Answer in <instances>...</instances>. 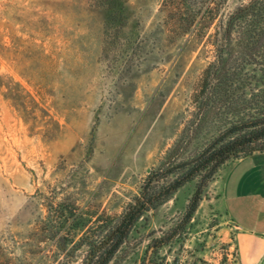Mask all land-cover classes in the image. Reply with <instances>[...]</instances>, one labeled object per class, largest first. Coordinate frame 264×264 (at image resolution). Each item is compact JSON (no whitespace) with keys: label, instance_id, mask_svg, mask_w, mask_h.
I'll return each instance as SVG.
<instances>
[{"label":"rangeland","instance_id":"1","mask_svg":"<svg viewBox=\"0 0 264 264\" xmlns=\"http://www.w3.org/2000/svg\"><path fill=\"white\" fill-rule=\"evenodd\" d=\"M163 3L118 0L114 18L92 0H0V264H82L144 190L164 200L108 264H240L220 191L248 153L207 179L189 221L202 175L167 193L231 123L264 115V63H242L235 95L209 100L214 30L177 34Z\"/></svg>","mask_w":264,"mask_h":264},{"label":"trees","instance_id":"2","mask_svg":"<svg viewBox=\"0 0 264 264\" xmlns=\"http://www.w3.org/2000/svg\"><path fill=\"white\" fill-rule=\"evenodd\" d=\"M226 1L164 0L163 3L177 34H188L198 25L203 24H206V30H214L209 33V37L216 54L206 68L203 80V83H206V96L209 100L216 98L222 92L227 97L235 95L242 63L245 61L264 63V0H250L228 13L222 10ZM92 3L107 5L110 15L114 18L122 8V4L118 6V0H92ZM232 50L235 52L242 50L243 56L234 63H229L225 55ZM262 140H264V115L248 117L246 122L238 120L231 123L225 133L207 147L200 156L180 165L186 170L170 183L167 194L177 190L196 176L202 175V182L198 185L187 207L185 214L187 221L195 214L207 179L212 177L216 169L241 152L252 154L259 148L258 144ZM153 180L154 175H149L145 189ZM161 195L162 193L153 194L147 190L142 191L115 224L112 238L108 241L100 240L92 243L82 264H108L140 217L150 208L163 202Z\"/></svg>","mask_w":264,"mask_h":264},{"label":"crops","instance_id":"3","mask_svg":"<svg viewBox=\"0 0 264 264\" xmlns=\"http://www.w3.org/2000/svg\"><path fill=\"white\" fill-rule=\"evenodd\" d=\"M220 201L235 224L240 264H264V151L228 166Z\"/></svg>","mask_w":264,"mask_h":264}]
</instances>
